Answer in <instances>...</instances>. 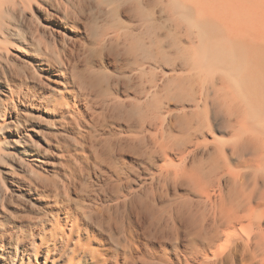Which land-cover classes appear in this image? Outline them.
<instances>
[{
	"label": "bare ground",
	"instance_id": "1",
	"mask_svg": "<svg viewBox=\"0 0 264 264\" xmlns=\"http://www.w3.org/2000/svg\"><path fill=\"white\" fill-rule=\"evenodd\" d=\"M67 1L62 31L34 25L24 42L17 28L38 0H0V264H206L221 249L230 264H264V0ZM158 65L200 82L192 111L221 98L234 167L215 139L200 161L211 160L207 176L182 168L204 134L189 122L203 139L184 154L164 113L167 133L155 131ZM163 71L161 91L172 82ZM179 176L200 205L172 210L165 190ZM26 196L29 207L7 208ZM178 216L188 240L171 258Z\"/></svg>",
	"mask_w": 264,
	"mask_h": 264
},
{
	"label": "rangeland",
	"instance_id": "2",
	"mask_svg": "<svg viewBox=\"0 0 264 264\" xmlns=\"http://www.w3.org/2000/svg\"><path fill=\"white\" fill-rule=\"evenodd\" d=\"M53 2V3H52ZM60 3H62L61 5H69V3H68V1L67 0H38V3H37V5L36 4H34L33 6H32V9H33V14L32 13H27V17H29V15H32L31 17H29L32 21H29V22H25L24 23V25L23 26H18V30H19V34H20V39L19 40H22V39H24V42H29V40H30V30L32 31V30H34L36 27L38 28V30H39V32L41 33V32H43V30L45 31V30H47V31H51L52 30V28L53 29H55V30H61L62 31V29H60V25H58V19H59V16L60 17H62V15H63V12H62V14L60 13V11L59 10H62L63 9V6H61L60 5ZM58 4H59V6H58ZM47 7V8H46ZM58 7H59V9H58ZM61 7V8H60ZM48 11V12H47ZM63 11V10H62ZM32 12V11H31ZM47 12V13H46ZM47 14H50V15H47ZM53 14V15H52ZM56 14V15H55ZM55 15V16H54ZM53 16V17H52ZM49 17V18H48ZM35 21V22H34ZM31 22V23H30ZM38 22V23H37ZM39 22H40V24L42 25H40L39 24ZM28 23V24H27ZM33 23V24H32ZM70 23V22H69ZM39 24V25H38ZM31 25V27H29ZM36 27H35V26ZM40 26V27H39ZM27 27V28H26ZM30 29H29V28ZM45 27V28H44ZM51 27V28H50ZM32 28V29H31ZM47 28V29H46ZM26 30V31H25ZM29 30V31H28ZM24 33H25V35H24ZM28 33V34H27ZM174 33V32H173ZM27 35V36H26ZM25 37V38H24ZM174 37V36H173ZM26 39V40H25ZM23 42V44H20V43H16L17 44V46H20L21 48H27V46H26V44ZM58 45V47H57V50H58V52H62V50H61V46H60V44H57ZM61 50V51H60ZM13 53H16L17 55L18 54H20V53H18V51H15V50H11ZM174 56H173V60H174ZM175 64L177 65L176 67H174V69L176 68V73L177 74H179L178 72H179V64H177L176 63V61H175ZM160 66V67H159ZM157 70V74H159L160 75V72L162 73V71L163 72H169V73H164V76L166 75V74H168V77L166 76L165 78H171V80H172V82H170L169 83V85L167 86V88L166 87H164V89L161 91V89H162V87L161 86H163V84H165V82L164 81H161L162 79L160 78L161 77V75L163 74H161L160 76L159 75H157L158 76V83H157V85H158V87L160 88L159 90H160V92L158 93V91H157V96H156V102H155V104H156V109H155V118L156 119H159L158 117H160L163 113H164V115H166V117H164L163 115L161 116V117H164V119L162 120L161 118L159 119V120H157L156 122H155V125H158V123H159V126L157 127V126H155V131L157 132V133H161V132H163L164 130H161V132H159L160 131V128H161V124L165 121V122H167V124L164 122V124L165 125H167L166 127H165V125L163 124L162 126L165 128V130L168 132V134H169V132H170V136L168 135L167 136V134H165V136H167L168 137V139H170V137H172V139H173V137H174V141L172 140V139H170V142L171 143H173L174 144V142H176L178 145H186V147L183 145V148H185V152H184V154L186 153H189V152H194V154H189L190 156H188V155H185L184 156V159H185V157L187 158V159H185L186 160V163H183L184 161H182L181 163H183V164H185V165H183V167H182V165H181V167L182 168H186V166H187V168L189 169H187L188 170V172L190 171V169H191V167H192V171H193V173H195V176L198 178V176H200V174L202 175V176H207V173H208V170H209V167L210 166H212V165H209V167H208V163L209 164H211L210 162H211V160H212V157H213V154H214V152H213V150L214 149H217L216 147H218V146H214V145H216L217 144V142H219V143H221L222 145L225 143V148H223L222 147V149L221 150H223V152L224 151H226L225 153H227V154H225L226 156H228V160H227V158H226V161L229 163V164H231L233 167L235 166V164H237L236 163V161H239V159H240V157H239V155H237V154H235V152L233 151V149H231V148H228L227 146H226V144H228V142L230 141V143H231V139L229 140V137H230V135H229V133H231L232 132V127H230V124H226V121H227V123H229V121H228V119H225V118H228V116H226V114H225V112H224V115H223V111L224 110H220L221 111V113H219V109H218V107H220L221 109H223V105H222V100H221V98L219 97V96H217L215 93H214V91H213V89L212 90H210L211 88V86H209V84H208V87L207 86H205V87H207V88H209L208 89V91H209V95H208V97H213L214 99H215V96H217L216 97V99L215 100H212V98H211V100H209L210 98H208V107H207V105H205L206 106V108L208 109L209 108V110H207V109H205L206 111H208L206 114H205V112H200V111H203L204 109H197V111H195L194 109H193V111H192V107L194 108V106L193 105H191V103L189 102L190 100L192 101V99H194L193 98V96L195 95V97H197V95H199V93H197V95H196V92H199V88H201L200 87V82H198V80H194V79H189V82L187 83L186 82V80H184L186 83H184L183 81L182 82H180L181 80H183V78L184 77H186V76H184L186 73L185 72H181V73H183L181 76L180 75H176V73H175V70H173L172 72V74L173 75H171L170 73V71L172 70H170V68H169V66L168 67H166V66H162V65H158V68L156 69ZM169 75L171 76V77H169ZM176 76V78H177V76H179L180 78V80H178V78L176 79H174V77ZM183 77V78H182ZM185 79V78H184ZM196 79V78H195ZM175 80H177V81H175ZM190 80H192V81H190ZM164 82V83H161V82ZM161 84V85H160ZM165 88H166V90H165ZM202 89V88H201ZM190 94V95H189ZM193 95V96H192ZM166 98V99H165ZM164 99V100H163ZM190 99V100H189ZM218 100V101H217ZM221 100V101H220ZM162 101V102H161ZM211 101L213 102V103H211ZM178 102V103H177ZM193 102V101H192ZM218 102H220L219 104L221 105H219V106H217L218 104L217 103ZM163 103V104H162ZM188 103H190V104H188ZM160 104V105H159ZM206 104H207V102H206ZM191 106V109L189 108L190 106ZM203 106V105H202ZM202 106L201 107H198V108H202ZM215 106V107H214ZM217 106V107H216ZM182 108H186L185 110H183ZM188 108V109H187ZM168 109H169V112H170V110H171V113H172V118H170L171 117V115H170V113L168 114V113H166L167 111H168ZM167 110V111H166ZM182 110L185 112L186 111V113H184V112H182ZM157 111V112H156ZM191 112H193V114H191ZM197 112H198V114H197ZM159 114L160 116H158L157 114ZM182 113H184V114H182ZM157 115V116H156ZM170 115V116H169ZM205 115V116H204ZM209 117V119H208V117ZM167 116H168V119H166L167 118ZM185 116V117H184ZM186 116H188V117H186ZM211 116V117H210ZM226 116V117H225ZM193 117V118H192ZM195 117V118H194ZM197 117V118H196ZM199 117V118H198ZM170 118V119H169ZM193 120H192V119ZM191 119V121H189ZM155 120V119H154ZM160 120H162L161 121V123L160 122H158V121H160ZM168 120V121H167ZM171 120V121H170ZM226 120V121H225ZM176 121V122H175ZM199 121V122H198ZM201 121H203V123L201 122ZM208 121H210V122H208ZM172 122V125L170 124ZM184 122V123H183ZM190 122V124H193V127L194 126H197L196 128L197 129H199L200 131L201 130H203L202 132H200V131H198L201 135H203L202 137H204V140H202L201 141V139H203V138H201V135H194V132L192 131V129H193V127H191V129H190V133L191 132H193V134L191 133H187V129H189V128H187V127H189V126H187L186 127V125H190V124H188ZM193 122V123H192ZM225 122V123H224ZM194 123L196 124V125H194ZM200 123H202L203 125H204V129H202V128H199V126H200ZM174 124V125H173ZM201 124V126H203ZM169 125H171V126H169ZM210 125H211V127H210ZM229 125V126H228ZM178 126V127H177ZM226 126V127H225ZM163 127H162V129H163ZM171 127V128H170ZM183 127L185 128V129H183ZM223 127V128H222ZM228 127H229V129H228ZM157 128L159 129L158 131H157ZM183 130H182V129ZM178 129V130H177ZM195 129V128H194ZM196 129V130H197ZM181 130H182V132H181ZM212 130V131H211ZM231 130V132H229ZM163 132V133H167V132ZM183 131H185L186 132V134H188V135H186L185 134V132H183ZM155 132V133H156ZM174 132V133H173ZM181 132V133H180ZM197 132V134H199ZM211 132V133H210ZM156 133V134H157ZM182 133H184V135H182ZM176 134V135H175ZM211 134V135H210ZM160 134H157V136L158 137H160L159 136ZM192 135H194V138H192L191 136ZM228 135V136H227ZM181 136V137H180ZM184 136V137H183ZM188 136V137H187ZM190 136V137H189ZM227 136V137H226ZM180 139H179V138ZM182 137H183V139H185L186 141H187V144L186 143H182V142H184V141H180L181 139H182ZM199 139H198V138ZM214 137V138H213ZM223 137H225V138H223ZM179 139V141H178V139ZM192 139V140H194V141H192V143L193 142H195V140L197 141V139H198V141H201L200 143H201V145L199 146V142H198V148L197 147H195V149H194V151L193 150H188L189 149V147L190 146H192V148H194V146H196V145H194V144H196L197 142H195V143H193V144H191L189 141H188V139ZM197 138V139H196ZM177 139V141L180 143H178L177 141H175ZM208 139V140H207ZM215 141V139H216V141H217V139H218V141L216 142H212L213 140ZM221 139H223V141H220ZM185 141V142H186ZM225 141V142H224ZM224 142V143H223ZM227 142V143H226ZM182 143V144H181ZM188 143H190V144H188ZM215 143V144H214ZM204 144V145H203ZM214 144V145H213ZM221 144H219V145H221ZM232 144V143H231ZM230 144V145H231ZM175 146V147H173V146H171V147H173L172 148V151L170 152V154H171V156H178V153H175V154H177V155H175L174 154V152L175 151H177L179 148H180V146ZM188 145V146H187ZM230 145L228 144V146L230 147ZM208 146V147H207ZM179 147V148H178ZM188 147V148H187ZM205 147H207V148H205ZM221 147V146H220ZM174 148H176L175 150H174ZM191 148V147H190ZM212 149V150H211ZM225 149V150H224ZM183 150V149H182ZM187 150L189 151V152H187ZM195 150H196V152H195ZM201 150V151H200ZM207 150V151H206ZM219 150V149H218ZM231 150L233 151V152H231ZM174 151V152H173ZM179 151V150H178ZM177 151V152H178ZM216 151V150H215ZM173 152V153H172ZM211 152H213V154L211 153ZM232 153L231 155H233V157L231 156V155H229L230 153ZM208 153H211V154H209L210 155V157H211V160H208V161H205L206 162V164L204 165V166H206V169L204 168V166H203V164H201L200 163V161L202 162V159H205V157H209L208 156ZM173 154V155H172ZM234 154H235V156H234ZM199 155V156H198ZM203 155V156H202ZM212 155V156H211ZM219 155V154H218ZM217 155V153H216V156H218ZM224 155V156H225ZM205 156V157H204ZM225 156V157H226ZM237 157V158H236ZM201 158V159H200ZM207 158L205 159V160H207ZM214 158V157H213ZM127 159L129 160L130 159V157L129 156H127ZM126 159V160H127ZM208 159H210V158H208ZM219 160H222V159H219ZM229 160H230V162H229ZM232 160H233V162H232ZM235 160V161H234ZM190 161V162H189ZM210 161V162H209ZM157 162V161H156ZM204 162V163H205ZM208 162V163H207ZM10 163V162H9ZM187 164V165H186ZM200 165H202V167L204 168V172H202L203 171V169H202V167H200ZM189 166V167H188ZM202 169V171H201V169ZM184 168V169H185ZM211 168V167H210ZM149 169V170H148ZM151 170H154V172L156 171L155 170V167L152 165V167L151 166H148L147 167V170L145 169V170H143V169H141V171H142V174H141V176L143 175V177L147 180V181H145V185H149V181H150V178L152 179V177L154 176V178H156L155 177V175H154V172H151ZM186 170V171H187ZM195 170V171H194ZM197 170H199V171H197ZM145 171V172H144ZM191 171V172H192ZM149 172H151L150 174L151 175H149ZM197 172H200L199 174L197 173ZM202 172V173H201ZM156 173V172H155ZM147 176L148 177H150V178H147ZM152 176V177H151ZM201 176V177H202ZM183 177V176H182ZM181 177L179 176V178H176V179H178V180H176L175 182H173L174 180H175V178H173L172 179V185L170 186V183H171V181L168 183L169 185L168 186H166L167 187V189L165 190L166 192H167V190H168V198H169V200L171 201V204L173 205V207H172V210H176V209H181L182 208V205H183V199H184V201L186 200V199H191V201L192 202H188V203H184L185 205H189V204H192V206H196L195 205V203L197 204V205H200V204H198V200L200 201H202L203 199L200 197V195H199V193H197V192H195L196 194H198V195H195L194 194V190L195 191H198L197 190V188H195L196 187V185H194V184H190L192 181L190 180V179H187L186 177H183V178H181ZM205 178H207V177H205ZM224 178V179H223ZM222 179H221V183H222V186H225V184H226V180H225V178H227V177H223ZM149 179V180H148ZM180 180V181H179ZM225 181V182H224ZM144 182V181H143ZM147 182V183H146ZM150 182H152V180L150 181ZM154 183V182H153ZM153 185H155V183L153 184ZM170 186V187H169ZM191 186H194V188L193 187H191ZM169 188V189H168ZM180 194V195H179ZM186 196H187V198H186ZM190 196V197H189ZM198 197V198H197ZM195 198V199H194ZM196 198H197V201H196ZM201 198V199H200ZM28 200L27 199V196L26 197H24L23 199H20V200H16V204H15V199H14V203H10L9 205H8V209L9 210H12V211H14L15 209H16V205H18V203L17 202H19V204H20V202L21 203H23L24 204V206L25 207H29V205L28 204H26L27 202L26 201ZM175 200H177L176 201V203L177 204H175L174 202H175ZM182 201V202H181ZM190 201V200H189ZM200 201V202H201ZM25 202V203H24ZM186 202H187V200H186ZM26 204V205H25ZM174 205H176V206H174ZM23 206V205H22ZM184 206V205H183ZM14 207V208H13ZM172 227H173V229L174 230H177V231H174V233L175 234H171V237H170V239H169V241H168V243H167V249H168V251H169V256L171 257V258H176L177 256H179V254H178V252H177V248L178 247H181V244H187V240H188V227H187V225L185 224V221L183 220V219H181L179 216L178 217H176L175 218V220L173 221V225H172ZM173 231V230H172ZM220 247H221V244H220ZM219 247V244H217L216 245V247L215 248H213L212 250L214 251V252H217L218 251V249L220 248ZM221 248H224V247H221ZM215 249H217V250H215ZM227 249V248H226ZM222 251H223V249H221ZM220 250V251H221ZM220 251H218L217 253H218V257H217V254L215 253V254H213V255H210V258H211V261H208V263H206V264H230L228 261H227V256H228V252H229V250L227 251H224V253L223 252H221L222 254L220 255ZM226 252V253H225ZM173 254V255H172ZM225 254V255H224ZM173 256V257H172ZM214 257H216V258H214ZM188 259H189V261H192V259H191V256L190 255H188ZM212 259L213 260H215V261H212ZM243 261L241 260V257L239 256V255H236V258H235V260H234V263L233 264H245L244 262L242 263ZM247 264V263H246Z\"/></svg>",
	"mask_w": 264,
	"mask_h": 264
}]
</instances>
